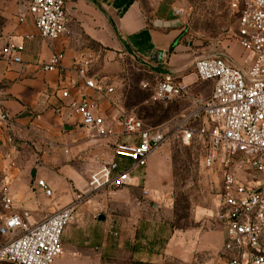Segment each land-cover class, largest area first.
<instances>
[{
  "label": "crops",
  "instance_id": "crops-1",
  "mask_svg": "<svg viewBox=\"0 0 264 264\" xmlns=\"http://www.w3.org/2000/svg\"><path fill=\"white\" fill-rule=\"evenodd\" d=\"M28 2L0 0V46L7 37L23 46L20 62L0 61V110L9 114L8 122L0 121V172L13 211L29 210L31 221H39L74 202L79 192L87 190L92 173L118 159L116 145L133 139H92L62 92L69 90L70 98L87 92L118 134L122 107L117 88L95 64L110 63L119 53L153 67L166 64L161 69L166 73L177 71L187 58L176 42L184 18L174 0H66L67 31L57 40L39 34L32 16L26 14ZM161 52L167 53L164 60ZM54 53L63 54L62 72L43 69ZM77 63L85 65L88 78L106 81L114 92L103 98L86 89L74 71ZM179 80L187 84L184 78ZM7 151L15 160L13 167L4 156ZM38 180L49 185L51 195L39 188ZM133 184L114 192L91 193L78 204L62 236L63 253L54 264L225 263L226 232L215 218L170 235L163 247L155 245L148 231L149 217L133 211ZM0 206V214H8L2 201Z\"/></svg>",
  "mask_w": 264,
  "mask_h": 264
},
{
  "label": "built area",
  "instance_id": "built-area-1",
  "mask_svg": "<svg viewBox=\"0 0 264 264\" xmlns=\"http://www.w3.org/2000/svg\"><path fill=\"white\" fill-rule=\"evenodd\" d=\"M228 3L237 14V30L232 38L243 51L246 67L234 65L221 56L197 58L194 63L197 80L212 85L207 100L198 95L190 97L188 84L178 80L173 71L163 74L155 86L154 97L189 98L193 104L171 131L149 127L135 113L120 108L117 134L107 124L96 99L87 92L80 98H70L69 90L62 92L63 98L70 99L68 106L92 139L107 136L133 139L116 145L118 159L92 173L87 190L79 192L74 202L39 221H31L29 210L13 211L11 199L4 195L2 207L8 214H0V235L10 238L0 245V264H54L63 253L62 236L78 204L91 193L114 192L131 186L134 179L131 171L146 166L150 156L172 137L187 144L204 139L207 167L217 162L228 164L232 156L238 155L239 169L246 164L249 175H258L242 180L235 171H226L214 218L226 232L224 264H264V0H228ZM26 14L32 16L45 39L57 40L67 31L66 0H29ZM24 20L25 16L20 17L21 22ZM22 48L11 37L5 38L0 46V61L20 62ZM159 57L164 60L167 53L161 52ZM62 61L63 54L54 53L43 69L62 72L65 70ZM76 65L74 71L86 89L103 98L114 92V86L106 81L88 78L83 63ZM202 117L207 127L193 125ZM0 121L8 122L9 114L0 110ZM4 156L10 167L15 166L11 152H5ZM37 184L46 195L52 194L44 180H38ZM142 191L146 196L150 194L147 187Z\"/></svg>",
  "mask_w": 264,
  "mask_h": 264
},
{
  "label": "rangeland",
  "instance_id": "rangeland-1",
  "mask_svg": "<svg viewBox=\"0 0 264 264\" xmlns=\"http://www.w3.org/2000/svg\"><path fill=\"white\" fill-rule=\"evenodd\" d=\"M174 3L184 18L183 31L176 42L181 44L179 53L187 60L177 65L179 70H173V75L178 80H186L190 97L198 95L207 100L212 85L197 80L194 69L197 58L221 56L234 65L246 67L243 51L232 38L237 30V14L230 10L228 0H174ZM164 65L153 67L118 53L114 61L97 62L95 68L112 78L118 104L126 112L135 113L149 127L171 131L193 104L189 98L161 100L154 97L155 86L165 74L161 71L166 68ZM200 124L208 126L203 117L193 123ZM205 151L204 139H194L187 144L172 137L150 156L146 166L131 171L136 187L130 191L135 205L133 211L144 219L149 217L147 230L155 245L163 247L170 235L206 225L214 218L226 171H235L242 180L258 176L249 175L246 164L239 169L238 155L232 156L228 164L217 162L207 167ZM2 180L0 172V202L5 195ZM144 187L150 189L148 196L143 194ZM9 238L2 236L0 240L4 243Z\"/></svg>",
  "mask_w": 264,
  "mask_h": 264
},
{
  "label": "water",
  "instance_id": "water-1",
  "mask_svg": "<svg viewBox=\"0 0 264 264\" xmlns=\"http://www.w3.org/2000/svg\"><path fill=\"white\" fill-rule=\"evenodd\" d=\"M100 219H105V216H104V215H101V216H100Z\"/></svg>",
  "mask_w": 264,
  "mask_h": 264
}]
</instances>
